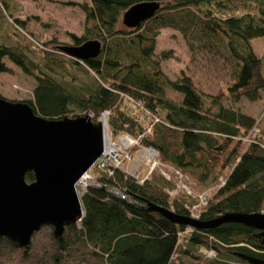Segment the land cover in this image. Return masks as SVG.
Listing matches in <instances>:
<instances>
[{
    "label": "trees",
    "instance_id": "trees-1",
    "mask_svg": "<svg viewBox=\"0 0 264 264\" xmlns=\"http://www.w3.org/2000/svg\"><path fill=\"white\" fill-rule=\"evenodd\" d=\"M141 2H157L159 9L138 28L124 27L122 13ZM9 4L0 0V12L10 20L8 26L3 20L6 30L13 36H33L25 30L27 20L15 18ZM80 7L85 24L73 44L89 39L101 44L98 56L82 61L86 80H75L68 63L76 61L69 57L37 51L33 58L32 51L19 44H0V73H11L5 58L35 82L28 99H8L1 91L0 97L25 102L45 119L90 115L97 121L107 113L108 132L136 137L130 153L155 150L159 167L138 182L123 166L99 168L95 163L88 171L95 184L114 188L127 199L87 186L79 195L81 220L60 238L53 237L51 264H61L75 243L104 264H248L237 253L264 260L258 230L238 223L193 230L144 210L152 204L190 217L188 207L196 199L178 190L181 182L196 191L214 187L208 190L207 205L194 210L200 221L226 212L264 213V122L200 92L183 73L170 80L160 67L167 55L154 51L161 29L179 31L191 52H200L208 66L227 76L226 100L255 102L264 77L252 41L264 38V0H89ZM165 89L171 90L170 96H164ZM127 103L148 121L138 118ZM257 129L255 139L246 143ZM33 179L32 173L25 175L26 182ZM198 246L214 251L215 260H204ZM5 247L18 249L0 238V253Z\"/></svg>",
    "mask_w": 264,
    "mask_h": 264
},
{
    "label": "water",
    "instance_id": "water-1",
    "mask_svg": "<svg viewBox=\"0 0 264 264\" xmlns=\"http://www.w3.org/2000/svg\"><path fill=\"white\" fill-rule=\"evenodd\" d=\"M157 2H141L122 13L121 24L133 29L151 18ZM95 39L80 45L62 46L69 58L86 61L99 55ZM106 121L90 115L45 119L25 102L0 97V238L27 249L40 229L49 227L54 238L78 223L83 216L79 180L100 159L104 150ZM33 174L26 182L25 175ZM95 183V182H94ZM99 189L108 191L105 185ZM145 211L158 212L174 224L193 230H210L224 223H238L260 231L264 248V213L226 212L208 221L179 216L155 205ZM248 264H264L253 255L240 254Z\"/></svg>",
    "mask_w": 264,
    "mask_h": 264
},
{
    "label": "rangeland",
    "instance_id": "rangeland-1",
    "mask_svg": "<svg viewBox=\"0 0 264 264\" xmlns=\"http://www.w3.org/2000/svg\"><path fill=\"white\" fill-rule=\"evenodd\" d=\"M9 3L10 13L20 20L26 19L27 26L25 30L27 32L31 31L33 36L27 34L23 35L22 33H17L18 36L10 34L5 26L6 21L9 20L7 19L8 16H4L3 12H0V44L13 46L19 44L21 45L19 47L20 49L25 50L28 48L32 51L33 58L36 57L37 51H47L46 53L53 52L52 54H56L57 56L63 58L68 57L59 50L60 47L74 46L73 38H78L83 34L85 16L80 6L89 5V0H9ZM191 43L193 44L194 41H191ZM252 47L256 55L261 59L262 76L264 77V38L253 40ZM154 51L157 55H167L166 58L160 60V67L170 80L174 81L179 79L183 73L191 78L192 84L200 92L219 99L220 103L226 107L239 108L242 112L260 120L261 123L264 122V88H262L259 93L260 98L255 102H248L245 99H241L239 102L232 103L226 100L227 88L225 84L227 76L222 73L219 74L215 68L208 66L209 64L200 52H191L185 38L179 31L169 28L161 29L155 36ZM73 60L76 62H74V64L68 63V68L77 82H84L87 76L81 69L83 67L82 61ZM3 61L11 68V73H0L1 94L8 99L21 100L30 98L35 85L34 79L25 75L9 60L4 58ZM66 62L67 60L63 59V63ZM163 92L165 97L171 94L170 89H165ZM127 107L134 113L136 112L130 103H127ZM71 110L77 112L74 108H71ZM136 116L138 118L143 117L144 122L148 121V119L138 111L136 112ZM257 132L258 129L256 132L252 133L251 137L246 138V143H250L255 139ZM136 139L137 138L134 136L111 135V142L109 141V145L112 147L113 153L106 154L104 152L95 163L99 168H102V163L100 162L102 159L104 166H123L121 168H123V171L127 175L140 182L142 179H145L152 170L157 169L159 166L157 162L156 166L153 162L147 164L143 149L136 150L133 153L129 152L131 145ZM95 163L89 169L94 167ZM148 170L151 171L148 172ZM88 171L83 175L85 179L89 177V179H84L86 186L82 185L77 187L79 194L83 192L84 188L87 186L92 185L98 188L101 186L94 183ZM160 172L165 173L162 169ZM177 188L182 191L181 193L187 195L192 200L195 201L196 199V201L188 207L190 212L200 206L199 203L207 205L211 194L210 191L208 196V190H214L213 186H208L206 190L199 191L192 190L190 187L185 190L182 189L181 185H178ZM108 192L127 199L114 188L108 189ZM54 248L52 229L44 227L33 235L26 252L20 248H2L0 253V264H51L55 252ZM210 252H212L211 255ZM197 253L203 256L205 259H202L204 260H215L216 258L214 251L207 250L203 246L197 247ZM67 254V261L65 259L61 264H104L103 262L95 260L90 250L79 243L71 244ZM192 263L194 264L195 261Z\"/></svg>",
    "mask_w": 264,
    "mask_h": 264
},
{
    "label": "built area",
    "instance_id": "built-area-1",
    "mask_svg": "<svg viewBox=\"0 0 264 264\" xmlns=\"http://www.w3.org/2000/svg\"><path fill=\"white\" fill-rule=\"evenodd\" d=\"M146 130L147 131H149L150 129H149V127L147 126V124H146ZM254 132H256V130H254ZM253 132V133H254ZM130 141V140H129ZM131 142V141H130ZM107 144L109 145V143L107 142ZM133 144H136V141H134L133 142ZM132 144V145H133ZM110 146V145H109ZM110 149H112L111 147H109ZM144 150V154H145V157L144 158H146V162H147V164L148 163H151V162H153L154 164H155V166H156V162H157V160H156V151L155 150H153V149H151V148H148V149H143ZM106 153V152H105ZM108 153H113V149L110 151V152H108ZM107 154V153H106ZM109 155V154H108ZM101 163H102V165H101V167H103L104 165H103V161H102V159H101V161H100ZM154 166V167H155ZM153 167V168H154ZM152 168V169H153ZM151 169V170H152ZM151 170H148V172H150ZM166 178H169V176L166 174V173H162ZM88 179H89V177H87ZM86 178V179H87ZM82 179H85V177H82V178H80V180H79V182H81V183H79V186H82V185H84V186H86V182H85V180L82 182ZM141 180V179H140ZM141 181H143V179L141 180ZM140 181V182H141ZM180 184L179 185H181L182 186V189H185V190H187L186 188V186L183 184V183H181V182H179ZM224 183V181H221V184H223ZM83 186V187H84ZM199 205L200 206H205V205H202V204H200L199 203ZM196 213H195V211L193 210V211H191L190 212V217L191 218H194V219H198V216L197 215H195ZM212 254V252H210V255Z\"/></svg>",
    "mask_w": 264,
    "mask_h": 264
},
{
    "label": "bare ground",
    "instance_id": "bare-ground-1",
    "mask_svg": "<svg viewBox=\"0 0 264 264\" xmlns=\"http://www.w3.org/2000/svg\"><path fill=\"white\" fill-rule=\"evenodd\" d=\"M138 28V27H137ZM60 50V49H59ZM111 133L108 132V129L106 127V130L104 131V137H103V140H104V150L106 153L110 152V148L111 146H109L107 144V142L109 143V141L111 142ZM119 136H126V135H119ZM112 148V147H111ZM84 181V179H82V182ZM81 183V182H80Z\"/></svg>",
    "mask_w": 264,
    "mask_h": 264
},
{
    "label": "flooded vegetation",
    "instance_id": "flooded-vegetation-1",
    "mask_svg": "<svg viewBox=\"0 0 264 264\" xmlns=\"http://www.w3.org/2000/svg\"><path fill=\"white\" fill-rule=\"evenodd\" d=\"M260 233V232H259ZM261 236V235H260ZM261 238H263L262 236H261ZM240 254H244V253H237V255H238V257L240 256ZM240 258V257H239Z\"/></svg>",
    "mask_w": 264,
    "mask_h": 264
}]
</instances>
